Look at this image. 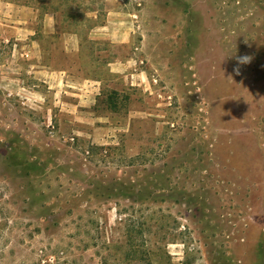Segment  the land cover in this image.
<instances>
[{
    "label": "rangeland",
    "instance_id": "rangeland-1",
    "mask_svg": "<svg viewBox=\"0 0 264 264\" xmlns=\"http://www.w3.org/2000/svg\"><path fill=\"white\" fill-rule=\"evenodd\" d=\"M0 264H264V0H0Z\"/></svg>",
    "mask_w": 264,
    "mask_h": 264
},
{
    "label": "clouds",
    "instance_id": "clouds-1",
    "mask_svg": "<svg viewBox=\"0 0 264 264\" xmlns=\"http://www.w3.org/2000/svg\"><path fill=\"white\" fill-rule=\"evenodd\" d=\"M247 42V41H246ZM252 56L250 55H244V56H237L236 57V61H237V67L234 68V71L239 74L240 73V65H243V64H248V63H251V60H252Z\"/></svg>",
    "mask_w": 264,
    "mask_h": 264
}]
</instances>
